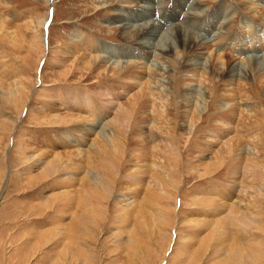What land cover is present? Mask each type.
Instances as JSON below:
<instances>
[{"label":"rangeland","instance_id":"rangeland-1","mask_svg":"<svg viewBox=\"0 0 264 264\" xmlns=\"http://www.w3.org/2000/svg\"><path fill=\"white\" fill-rule=\"evenodd\" d=\"M150 1L148 8L159 7V16L140 12L138 22L157 21L169 27L182 21L206 39L228 15L233 26L227 35L242 47L233 51L237 54L229 58L231 65L236 58L262 52L243 49L250 43L246 23L259 29L263 23L246 9L250 0H209L202 6L206 11L190 25L177 7L171 13L162 9H171L174 3L190 8L194 1ZM255 1L264 6V0ZM121 2L0 0V264H264V119L262 114L257 117L264 106L250 110V100L246 104L239 100L240 94L226 92L219 102H231L233 110L217 125L206 118L192 134L188 129L192 105L184 101L188 97L177 98L176 112L181 116L175 108L173 115L166 113L169 126L170 118L157 117L161 124L167 119L163 126L169 131L163 132L162 125L150 133L145 128L144 137L127 130L121 133L120 144L117 119L108 129L117 133L115 145L104 149L98 139L93 141L92 132L78 136L92 119L103 124L118 117L125 97L120 98V82L90 73L80 54L72 57L68 48L83 33L96 37L104 49L139 56V49L124 44L119 25L109 18L114 11L107 7L119 12L132 8ZM231 11L232 15L226 14ZM128 17L130 13L123 21ZM43 19L41 44L33 45L39 39L29 38L30 33ZM218 91V96L223 94ZM72 92L93 95L92 107L88 109ZM106 93L115 96L110 99ZM138 98L133 113L142 121L156 106L146 92ZM253 137L257 153H242L239 141ZM232 139L237 140L235 145ZM93 170L107 180L103 189L90 182Z\"/></svg>","mask_w":264,"mask_h":264},{"label":"bare ground","instance_id":"bare-ground-1","mask_svg":"<svg viewBox=\"0 0 264 264\" xmlns=\"http://www.w3.org/2000/svg\"><path fill=\"white\" fill-rule=\"evenodd\" d=\"M95 1H97V4L108 3V0H95ZM167 1H169V0H167ZM190 1L191 2L194 1L192 4H190V6H191L190 8H188L186 6L180 7L179 5L174 3L173 6L171 5L172 6L171 9L164 7V9H162V11H163L162 13L175 12L173 9V7L175 6L179 10H181V13L184 15L183 18L186 21L185 24L190 25V23H192L196 19L200 18V15L206 11L205 9H203L202 6L204 5V3H207L209 0H190ZM162 2H164V0H159V4H161ZM121 3H124V5H127V6H123L125 8H128V7H132V8H129V9L121 8L120 12H119L116 8L107 7L106 8L107 11H112V12L114 11V13L109 18L113 19L119 25L120 37L123 40L124 44L137 47L136 49H139V51L137 53L139 56H136V54L132 55V54H130L131 52L130 53H124L121 50L112 49L110 47H105V49H104L102 44L96 40V37H94L93 35L83 34V33L76 35V39L71 40L70 46L68 48V53H71L73 55L72 57H75L74 55L77 53L80 54L81 57L79 58V60L81 61L82 64H84L83 67L86 68L87 70H89L90 73L95 72V73L100 74L101 76H107V77L111 78V82L116 81L117 84L120 82V98L125 97L124 98L125 100L120 102V115L118 116L120 118L116 117V118L110 119L106 123H103V124H101V121L96 123V122H94V119H92V120H90L91 124L88 127H84L83 131H80V135H78V136H83V134L86 135L89 132H92V134L95 133L96 135L94 134L95 137H94L93 141L95 139H98L101 146L105 149V147H107L106 145H108V144L115 145L114 141L117 138V135H116L117 133L114 132L115 134L112 135L109 131L110 130L109 126H113L111 123H114L115 121H117V119L118 120L120 119V121H119L120 123L115 122L118 125H120V130H119L120 139L118 138L119 139L118 141H120V142H118V141H116V142L120 143V144H121L122 139H123L121 136V133L124 134L125 132H127V130L128 131L137 130L139 135H143L146 133L145 131H148V133H150L149 130H151L153 127L156 129V127L159 125H162V127H164L166 125L169 126V122H170L171 118L170 117H163V116H165L166 113H167V116L171 113H172L171 115H173L174 110L176 112V102L178 101L177 98L185 99L186 97H188L184 101L186 103H188L190 106L192 105V107L189 109L190 111L188 110L191 113V116L188 115L189 116L188 117V122H189L188 129H190V132L192 131V134H193V131L197 130L198 128H200L202 126V124L204 123V120L208 117H210L212 119V121H211L212 124H213V122H217L216 125L222 123V121L224 120V117L226 115L225 113H227L228 110H231L232 106H233V104H231V102L230 103L225 102L224 100H223L224 102H222V103L219 102V100L223 99L221 96H223L224 93H226V92L230 93V91H231L232 93H230V94H233V93H235V95L240 94L239 100L243 103L245 101L250 100L249 103H251V104H249V105H252V106L248 105L249 106L248 108L250 110L254 107L260 108V106H264V90H263L264 89V26L262 28V25H264V6L256 3L255 0H250L247 2V8L246 9L248 11H253V13H254L253 15L255 16L254 18H257V19L259 18L260 20H262L263 23L261 25V29H259V28H256L252 23L249 24V23H246V21H245L246 26L250 30L251 34H250V43H247L248 44L247 45L244 42L245 46L243 48V49H248L251 47H255V49L258 48L262 52H259V54H260L259 56H254L251 54L250 57H245V58H242L240 60H239V58H236L237 61L235 63H233V65H231L230 63H228L229 58L231 59L232 55L237 54L233 51L236 50V52H239L242 48V47H240V42L238 41V39L232 40L228 37L229 35H227V34L231 33L233 25L231 24L232 22L229 20V17L226 14L232 15L233 14L232 11H231L232 13H226L225 14L226 16L224 18H223V16H222V18H220L223 20L218 25L217 30L214 32V34H212L210 36V38L206 39L205 37H201V36L196 35L195 33H193V31L191 32L190 29L188 30L187 29L188 26L186 27L184 25V23H181L182 21L177 22L172 26L169 25V27H163V25L159 24L157 21H150V20H146V21L142 20L141 21L140 20L141 22H138V19H136V17H139V15H143L140 12L148 11L149 13L154 12L156 14H158V13L160 14L159 7H154V8L152 7V9L148 8V7H150V4H151L150 0H122ZM110 5H111V3H110ZM244 5H245V3H244ZM116 7H118V6H116ZM234 10L235 9H233V11ZM225 12H227V11H225ZM126 13H130V17H128L127 18L128 20L124 22L123 16ZM159 14H158V16H159ZM160 17H162V16L160 15ZM155 18H156V16H155ZM44 20L45 19H43V21L39 20L37 22L38 26L35 27L36 30L30 33L29 38L32 39V38L36 37L37 39H39V40L33 41L32 42L33 45H36V42H37V44L38 43L41 44L40 40H41V38H43V33H42L41 28L43 27ZM32 21H34V20H32ZM183 22H184V20H183ZM34 24H35V22H34ZM171 24H173V23H171ZM29 27H31V26H29ZM28 31H30V30H28ZM33 45H31V46H33ZM222 47H224V48L222 49ZM79 54H77V56ZM180 57L182 58L181 63L179 60ZM77 58H75V59H77ZM233 58H234V56H233ZM233 61H235V60H233ZM78 63H80V62L78 61ZM170 67L173 68V70H171ZM193 82H195V83L193 84ZM183 84H185L184 90L181 88V86ZM191 84H193V85H191ZM133 85L138 87V88L135 92L129 94V91L132 88H134ZM109 86H112V85H109ZM218 89H219V91H218ZM217 91H218V93L221 91L223 94L220 93L222 95L218 96ZM260 91L263 92V95H261ZM144 92H146L150 96V99H152V103L155 104L156 108L150 110L148 112V114H146L147 119L145 117H143L142 121H140V120L137 121V120H135L136 117L134 118L133 111H135L137 98L140 95H143ZM72 93L74 95H76V94L80 95L84 100V106H86L88 109H90L92 107L91 106L92 101H90V100L92 99L93 95L91 96V94L88 92L87 93L86 92L85 93L84 92L83 93L76 92V94L74 92H72ZM100 94L102 95V92ZM106 94H110V93H106ZM106 94H104V95H106ZM117 94H119V93H116V96H117ZM191 94H193V96ZM230 94H227V95H230ZM110 95H111L110 99H112L115 96V94H110ZM190 95H191V97H190ZM235 95H231V97H234V99H235L236 98ZM102 97H104V96H102ZM210 97H211V99H209L210 101L208 99H206V98H210ZM224 97H226V96H224ZM140 98H138V99H140ZM190 98H191V100H190ZM231 99H233V98H231ZM207 100L209 101L208 103H207ZM185 102L182 101V103H185ZM241 102L235 103L233 101V103H235L237 105H239ZM182 103L180 102L181 107L183 106ZM179 105H178V108H181ZM249 109H247V107H245V112H246V110H249ZM214 110H216V111H214ZM188 111L186 110V112H188ZM211 111H214L213 115L212 114L209 115V112H211ZM232 113H233V111H232ZM181 114L183 115V113H181ZM239 114H241V113H239ZM259 114H262V118L264 119V108H260V111H259L257 117H259ZM171 115H169V116H171ZM178 115H180V113ZM132 116H133V118L131 119ZM161 116H162V120L164 118H170V119H168V124H166V125L164 124V126H163V123H165L167 119L164 120L165 122L163 121V123L161 124L160 119H159V118H161ZM76 117H78V116H76ZM157 117H159L158 118L159 120L157 119ZM81 118H85V117L81 116ZM56 119H55V121H56ZM67 119H69V118H67ZM157 120L160 122V124H158V125H157V122H158ZM58 121H60V119H58ZM115 125L116 124H114V126ZM209 125H210V123H209ZM236 125L238 126V123ZM131 126L133 127V129ZM168 126H166V127H168ZM221 126H223V125H220L219 127H221ZM116 127H118V126L116 125ZM160 127H157V129ZM166 127H164L162 129L163 132H164V129H167V130L170 129V128H166ZM170 127L172 130V126H170ZM174 127L175 126H173V128ZM192 127H194L193 130H192ZM260 127H263V126H260ZM145 128H146V130L144 131ZM211 128H215V127L212 126ZM228 128H231V127L228 126ZM118 129H119V127H118ZM236 129H237V127H236ZM258 129L260 130V132L261 131L263 132V130H264V129L261 130L260 128H258ZM113 131H115V130H113ZM207 132H205V133H207ZM64 133H66V135L64 137L67 138L69 136V130L65 129ZM165 133H166V131H165ZM169 133H171V132H169ZM169 133L168 132L166 133L168 138L170 137ZM211 134L212 133H210V135ZM139 135H137V136L139 138H141L142 136L140 137ZM162 135H164V134H162ZM194 135L196 137L197 133ZM200 135H201V133H200ZM164 136L166 137V135H164ZM164 136H162V137H164ZM202 136H203V134H202ZM233 137H236V136L234 135ZM258 137H259V135H258ZM81 138L82 137H80V139ZM147 138H148V136H147ZM213 138L214 137H212V139ZM244 138L246 139V137H244ZM148 139H145L146 142ZM170 139H172V138L170 137ZM170 139H168L167 141H169ZM234 139H232V140H234ZM247 139H249V138H247ZM253 139H254V137L252 139L246 140L249 142H246L245 140H244L245 142L244 141L240 142L238 139L239 147H241L242 153L245 152L247 154H252V153L257 151L256 148L251 143V141H253ZM255 139H256V136H255ZM160 141H162V142L165 141V143H166V140L162 139ZM194 141H199V140H194ZM142 142H145V141L143 140ZM155 142H158V140ZM211 142H213V141H211ZM227 142H230V141H226L224 143L229 145ZM236 142H237V140H234V142H232L233 145H235L234 143H236ZM232 143H230V144H232ZM241 143H243L242 146H240ZM227 145H225V149H229V148H227L228 147ZM236 145L238 147V144H236ZM91 146H93V145H91ZM97 146H100V145H97ZM121 147H122V145H120V148ZM230 150H231V148H230ZM224 151H226V150H224ZM241 151H240V153H241ZM84 156H85V154H84ZM249 158H251L250 155H249ZM104 166H106V165H103V168H105ZM92 172L93 173L91 174L89 179H90V182L93 183L94 187L103 189L104 186H107V180H106V182H104V178L102 175L103 173L98 172V171H94V170ZM148 173H150V172H148ZM253 178H251L252 182L254 180ZM262 184H264V183H262ZM254 188H255V191H257L258 188L257 187H254ZM260 193H262V192H260ZM164 194H165V192H164ZM219 208H220V206H219ZM226 208H227V206H226ZM230 212L233 214L232 210ZM230 212L228 214H231ZM231 215H229V216H231ZM250 220H249L250 224L252 223V221L254 222V218H251ZM247 221H248V219H247Z\"/></svg>","mask_w":264,"mask_h":264}]
</instances>
